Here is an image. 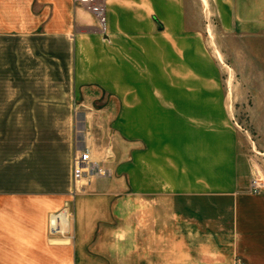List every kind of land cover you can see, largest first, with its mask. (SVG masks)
Here are the masks:
<instances>
[{"label": "crops", "instance_id": "crops-1", "mask_svg": "<svg viewBox=\"0 0 264 264\" xmlns=\"http://www.w3.org/2000/svg\"><path fill=\"white\" fill-rule=\"evenodd\" d=\"M206 1L244 41L227 64L188 0H105V28L73 0H0V264H264L254 144L232 119L264 118V0ZM86 147L108 170L75 183Z\"/></svg>", "mask_w": 264, "mask_h": 264}, {"label": "rangeland", "instance_id": "rangeland-1", "mask_svg": "<svg viewBox=\"0 0 264 264\" xmlns=\"http://www.w3.org/2000/svg\"><path fill=\"white\" fill-rule=\"evenodd\" d=\"M206 4L203 6L200 0H188V9L190 12V25L192 27H201L202 24V18H203V25L204 28L208 31H206V40L208 44H210L211 47H219L221 46L223 52H221V58L224 63L227 64L228 61V53L227 51L230 48L236 47L238 45H241L244 43L243 40H240L239 38H236L234 36H228L227 34H223V32L220 30L218 26V22L216 20L215 14L213 13V7L210 3L205 1ZM74 6H82L81 4L77 3L75 0H73ZM34 9V12L39 8L40 12L46 13V18H53L57 16V12H55V9L53 11L52 6L48 5H42L40 7L36 6L35 4L32 6ZM4 9L5 6L0 5V26H5L6 22L4 20ZM9 25H11L12 22H7ZM55 24L62 26L65 24L63 20L59 21H49L48 19H43L38 22L39 28H44L48 25ZM208 32V33H207ZM234 75V71L230 70V76ZM239 76V74H238ZM238 94H244L245 89L244 86H238ZM99 93V97H97L93 103L98 106H114L117 104V102L114 100L113 97L110 95H107L104 92H97ZM241 103H238V106ZM241 107V106H240ZM240 115L233 117V121L235 122L236 126L240 130L241 134L243 135V138H247V140L243 144H254V147L252 149L250 148L248 151L251 155L253 167H254V177L258 178L262 185V190H264V150L260 148L259 145L255 144H264V134L262 132V129H264V118L261 117H250L246 115V111L243 110V107L240 109ZM107 144H101L102 149L109 150V152L117 153V144H112V137L107 136ZM244 140V139H242ZM251 147V146H250ZM4 198H1V200ZM64 208L68 209L69 212V222L71 217V212L69 211L68 205L65 204L58 210H63ZM56 210V211H58ZM52 213V212H51ZM67 234V233H66ZM65 234V235H66ZM64 236V235H62Z\"/></svg>", "mask_w": 264, "mask_h": 264}, {"label": "built area", "instance_id": "built-area-1", "mask_svg": "<svg viewBox=\"0 0 264 264\" xmlns=\"http://www.w3.org/2000/svg\"><path fill=\"white\" fill-rule=\"evenodd\" d=\"M84 6L87 10L94 13L100 25L106 27V2L105 0H75ZM108 168L103 166L101 162L92 157L88 147L76 152L73 156V179L75 183L80 182L84 178L91 180L94 176L106 175ZM262 183L256 177H252V189L262 190ZM69 212L67 208L54 211L50 214L49 230L53 235H65L69 232ZM233 264H245L244 261L236 257Z\"/></svg>", "mask_w": 264, "mask_h": 264}, {"label": "bare ground", "instance_id": "bare-ground-1", "mask_svg": "<svg viewBox=\"0 0 264 264\" xmlns=\"http://www.w3.org/2000/svg\"><path fill=\"white\" fill-rule=\"evenodd\" d=\"M204 2L206 1V0H203Z\"/></svg>", "mask_w": 264, "mask_h": 264}]
</instances>
